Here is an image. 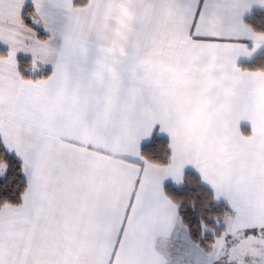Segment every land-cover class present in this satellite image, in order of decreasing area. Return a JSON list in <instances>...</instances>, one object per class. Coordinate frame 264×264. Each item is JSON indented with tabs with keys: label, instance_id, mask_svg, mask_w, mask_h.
<instances>
[{
	"label": "snow or ice",
	"instance_id": "snow-or-ice-1",
	"mask_svg": "<svg viewBox=\"0 0 264 264\" xmlns=\"http://www.w3.org/2000/svg\"><path fill=\"white\" fill-rule=\"evenodd\" d=\"M0 264H264V0H0Z\"/></svg>",
	"mask_w": 264,
	"mask_h": 264
}]
</instances>
